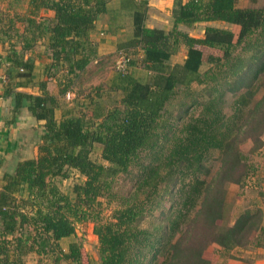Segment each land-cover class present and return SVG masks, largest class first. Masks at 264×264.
I'll list each match as a JSON object with an SVG mask.
<instances>
[{
	"label": "trees",
	"instance_id": "obj_1",
	"mask_svg": "<svg viewBox=\"0 0 264 264\" xmlns=\"http://www.w3.org/2000/svg\"><path fill=\"white\" fill-rule=\"evenodd\" d=\"M18 1L5 0L7 9L0 11V66L29 75L33 63L25 54L46 36L51 59L46 77L56 79L57 94L74 91L75 96L63 107L45 90V81L41 95L27 96L43 131L37 155L18 161L0 179V264H26L30 253L49 255L55 264H80V246L70 242L64 250L60 240L83 222L92 223L98 241L93 264H211L203 256L209 244L231 258L235 247L264 234L260 208H246L228 220L227 199V185L245 181L248 154L264 142V7H238L237 0H174V26L165 32L144 26L145 2L127 0L134 37L125 50L141 51L146 75L134 76L137 59L125 54L124 67H117L107 87L121 95L108 107L90 92H102L101 85L87 91L79 79L94 61L103 65L112 56H100L90 39L110 0H28L24 9L18 7L26 0ZM45 9L52 17L40 15ZM217 20L237 25V32L206 26L202 37H194L177 28ZM179 46L185 58L170 64ZM201 47L220 54L204 57ZM192 84L203 86L202 92ZM180 89L178 107L185 113L198 109L185 120L171 119L167 110ZM9 90L4 85L3 93ZM227 93L233 95L229 114ZM97 146L103 162L90 156ZM214 152L220 167L208 180L205 162ZM69 170L83 176L72 185V196L55 183ZM132 172L134 184L120 193L116 177ZM258 195L264 201V190ZM157 210L159 222L142 226ZM253 243L264 248V239Z\"/></svg>",
	"mask_w": 264,
	"mask_h": 264
},
{
	"label": "rangeland",
	"instance_id": "obj_2",
	"mask_svg": "<svg viewBox=\"0 0 264 264\" xmlns=\"http://www.w3.org/2000/svg\"><path fill=\"white\" fill-rule=\"evenodd\" d=\"M19 0L16 3H20ZM7 2V1H6ZM236 5L238 7H264V0H237ZM20 9L25 8V3L21 2ZM1 9H7L5 5V0L1 2L0 0V11ZM206 26H215L220 28H227L231 29L234 32H237L238 26L234 24H228L223 21H205V22H198L194 23V25L187 27L185 29L189 35L202 37L204 28ZM183 46H179V48L175 51L174 56L172 59H169L170 64L179 63L178 61L181 60V49ZM204 52V57L208 54L219 55L220 51L214 48H206L201 47ZM126 55L130 57H134L137 59L136 68L133 71L134 76L144 79L146 72L141 68L139 63V58L141 56V51H132V50H124L122 54H116V56H111L105 63L104 66H94L92 70L88 72L86 76H84V80L82 78L79 79L81 82V87H86L87 91L90 90V87L96 84L102 86V92L95 91L91 89V95L93 99L101 104L102 106H112L120 97V92L118 91H110L108 92L107 87V79L113 77L114 72L117 70V63L122 62L126 58ZM207 66L204 64L202 66V70L205 69ZM83 82L85 83L83 85ZM91 84H89V83ZM192 88L198 92H202L203 86H197L192 84ZM178 90L176 96L169 102L167 106V110L172 113L171 119H174L178 116L185 120L191 113H197L198 109H195L193 112L192 109H189L187 113H185L184 108L178 107V102L182 100L183 92ZM226 102L224 104V111L229 114L232 111V104L231 100L233 95L230 93L226 94ZM179 117V118H180ZM264 138V137H263ZM264 140V139H263ZM248 149V147H245ZM91 158L95 161L103 162L100 157V148L97 146L93 149L90 154ZM249 156V163L251 164V168L249 171L248 177H246L243 183H229L227 185V199L229 202V206L231 205V212L229 215L228 220H233L234 217L242 210L260 208L261 210V220L260 225L264 228V201L261 196L258 195L259 190H264V142L260 144V147L256 149L254 152L248 154ZM147 160V158H145ZM206 168L209 170L208 175H204L206 179H210L213 174L219 169L220 167V159L217 152L211 154L210 158L205 162ZM83 176L80 175L75 170L68 171V177L62 178L57 177L55 179V183L58 186L59 190L62 193H66L72 196V185L74 183L82 182ZM135 182L134 172L130 174H119L116 177L114 188L117 189L120 193H126L131 187L132 184ZM109 213V208L105 207L102 211L103 216H107ZM159 211H155L154 214L150 217H147L141 223L142 226L150 227L152 225V221L154 220L155 223L159 222ZM256 239H264V234L260 233L257 236L251 238V243H248L245 246L235 247L231 250V254L234 256L231 258H226V254L222 252V249L216 243L209 244L206 249L203 251L204 258L208 259L211 264H226L227 259L232 261V264H264V248L258 247L254 245L253 241ZM70 242H76L80 246L81 258L80 264H93V262H98V255H97V248H98V241L96 235L92 231V223L91 222H83V223H76L75 225V233L69 237L63 238L60 240V246L67 250L68 244ZM26 264H55L52 263V258L49 255H36L34 253H30L24 257ZM57 264H73L70 261L61 260Z\"/></svg>",
	"mask_w": 264,
	"mask_h": 264
},
{
	"label": "crops",
	"instance_id": "obj_3",
	"mask_svg": "<svg viewBox=\"0 0 264 264\" xmlns=\"http://www.w3.org/2000/svg\"><path fill=\"white\" fill-rule=\"evenodd\" d=\"M133 1L145 2L144 26L161 29L165 32L173 28L172 8L174 0ZM27 3L28 0L25 4ZM40 15L52 17V11L49 9L41 10ZM177 28L185 32L187 26L179 24ZM133 30V9L127 0H110L106 5V11L95 21L90 39L100 56H116V54H122L130 46L134 37ZM46 42L47 37H42L33 50L25 54L26 57L32 59L33 63L29 75L20 77L16 75L17 70L15 68L0 66V92L3 93L4 85L10 89L8 93L0 95L2 97L0 99V179L5 172H11L18 161L37 155V142L43 131L42 122L31 113L29 109L31 101L27 96L41 95L43 81H45V90L57 95L63 107L71 106V99L75 96L74 91H69L65 95L57 94L56 79L46 77V65L51 62L49 52L45 49ZM5 49L6 46L1 47V53L4 57L7 53L4 51ZM180 51L182 58L178 61L179 63L183 62L186 53L185 48ZM173 56L174 54L171 55L170 59ZM96 65L100 66L94 61L84 76ZM106 82L107 84L110 83L111 79H107ZM91 85L95 86L96 84ZM60 112L61 109L55 110L56 117H60ZM226 264H232V261L227 259Z\"/></svg>",
	"mask_w": 264,
	"mask_h": 264
},
{
	"label": "built area",
	"instance_id": "obj_4",
	"mask_svg": "<svg viewBox=\"0 0 264 264\" xmlns=\"http://www.w3.org/2000/svg\"><path fill=\"white\" fill-rule=\"evenodd\" d=\"M124 64H125V59L122 60V62H118V63H117V67H118V68H123V67H124ZM0 99H1V96H0Z\"/></svg>",
	"mask_w": 264,
	"mask_h": 264
}]
</instances>
